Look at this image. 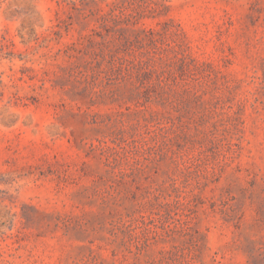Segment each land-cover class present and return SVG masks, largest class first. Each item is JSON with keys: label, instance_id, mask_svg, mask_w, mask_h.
<instances>
[{"label": "rangeland", "instance_id": "obj_1", "mask_svg": "<svg viewBox=\"0 0 264 264\" xmlns=\"http://www.w3.org/2000/svg\"><path fill=\"white\" fill-rule=\"evenodd\" d=\"M0 264H264V0H0Z\"/></svg>", "mask_w": 264, "mask_h": 264}]
</instances>
